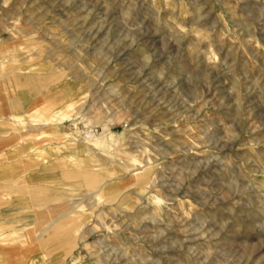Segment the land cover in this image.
Here are the masks:
<instances>
[{"label": "rangeland", "instance_id": "obj_1", "mask_svg": "<svg viewBox=\"0 0 264 264\" xmlns=\"http://www.w3.org/2000/svg\"><path fill=\"white\" fill-rule=\"evenodd\" d=\"M6 73L0 264H264V0H0Z\"/></svg>", "mask_w": 264, "mask_h": 264}, {"label": "crops", "instance_id": "obj_2", "mask_svg": "<svg viewBox=\"0 0 264 264\" xmlns=\"http://www.w3.org/2000/svg\"><path fill=\"white\" fill-rule=\"evenodd\" d=\"M16 80H13L14 83H11L9 80L0 81V84H1L0 91L7 92L9 90L15 91L18 88H21V89L28 88L31 90V92H36V89L34 88V85L31 79H27L25 82L19 81L18 79ZM60 115L62 114L52 116V117L49 116L48 119L37 117L36 121L45 124L48 122H52L53 118L55 120H60ZM15 121L16 123H20L18 120H15ZM39 137H40L39 135H31V136L21 135L19 137V140L20 142H23L24 140H32L34 138H39ZM66 178L68 179V183H69V185L67 186V190L70 192H79L80 190L82 191L86 188H89L90 185H93L96 182V177L90 178L87 174L81 173L79 170L69 171L67 173ZM103 189L104 187L100 189V192L103 191ZM0 196H5V195L0 194ZM51 213H52V217H48L46 219L35 218L36 223L51 222L49 225H45L41 227L38 226L37 228L35 227L29 233L23 234V236L28 237L29 239L28 242H30V244H34L35 243L34 241L36 242L38 241L40 243L41 240L39 239L43 238L45 232L47 231H50L49 233H47L49 235L51 234L50 238L52 236V237H55V239L59 237H64L65 235H67V232L70 231V229L72 228V226L70 225L72 220L67 222L68 224L65 226H61V227L54 226V224L59 218L55 211ZM30 220H31L30 214H27V215L23 214L21 208H13V209H7V210L0 209V227L10 228L13 230L24 229L26 226H28L27 223H29Z\"/></svg>", "mask_w": 264, "mask_h": 264}, {"label": "bare ground", "instance_id": "obj_3", "mask_svg": "<svg viewBox=\"0 0 264 264\" xmlns=\"http://www.w3.org/2000/svg\"><path fill=\"white\" fill-rule=\"evenodd\" d=\"M6 75H7V79L11 82V83H14L13 82V80H16V79H18L19 81H22V82H25L27 79H30V78H28V77H24V76H10L9 77V74L8 73H6ZM17 81V80H16ZM64 117V115L62 114V115H60V118H63Z\"/></svg>", "mask_w": 264, "mask_h": 264}]
</instances>
